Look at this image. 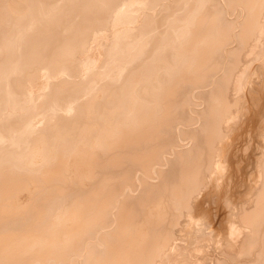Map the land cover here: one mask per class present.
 <instances>
[{
    "label": "bare ground",
    "instance_id": "6f19581e",
    "mask_svg": "<svg viewBox=\"0 0 264 264\" xmlns=\"http://www.w3.org/2000/svg\"><path fill=\"white\" fill-rule=\"evenodd\" d=\"M0 264H264V0H0Z\"/></svg>",
    "mask_w": 264,
    "mask_h": 264
},
{
    "label": "rangeland",
    "instance_id": "374dc122",
    "mask_svg": "<svg viewBox=\"0 0 264 264\" xmlns=\"http://www.w3.org/2000/svg\"><path fill=\"white\" fill-rule=\"evenodd\" d=\"M259 61V59L257 60V62ZM256 62V61H255Z\"/></svg>",
    "mask_w": 264,
    "mask_h": 264
}]
</instances>
